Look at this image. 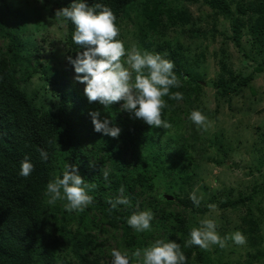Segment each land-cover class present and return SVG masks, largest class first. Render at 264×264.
Returning a JSON list of instances; mask_svg holds the SVG:
<instances>
[{"label": "trees", "instance_id": "1", "mask_svg": "<svg viewBox=\"0 0 264 264\" xmlns=\"http://www.w3.org/2000/svg\"><path fill=\"white\" fill-rule=\"evenodd\" d=\"M196 2L212 11V30L201 29L210 15L203 18L189 10L188 5ZM58 3L61 9L72 0ZM87 3L105 4L113 10L120 28L118 39H126L125 30L132 36L133 42L125 44L126 48L136 44L174 62L180 87L171 91L182 92L183 100L164 97L167 107L162 118L170 125L167 129L152 127L135 118L123 109V101L114 102L107 109L98 101L89 102L85 84L76 79L70 62V58L75 59L83 51L72 41L75 26L70 21L65 24V67L53 79L39 70L42 64L36 41L26 42L7 31L1 15L0 40H4V45L0 47V264H109L112 247L99 243V234L107 232L101 230L103 224L112 228L110 236L116 240V248L131 251L167 238L181 245L187 264H230L224 248L215 245L212 251L203 250L196 245L184 247V242L191 228L199 227V219L210 211V205L220 210L239 209L254 196L232 201L211 193L198 207L193 205L188 196L193 192L194 182L201 178L192 173L191 146H180L172 157L171 142H177L179 136L180 142L183 138L188 142L195 136L197 126L188 116L204 96L197 61L200 56L204 59L205 53L193 56L191 61L186 40L206 39L208 34L214 38L219 20L229 22L231 34L225 35L214 54L219 73L207 86L215 89L220 103L241 98L248 90L258 93L252 84L264 74V0H87ZM125 23L129 25L127 29L123 28ZM230 44L246 62L255 64L249 73L236 72L231 67ZM34 59L36 67L32 65ZM38 73L46 74L39 76L44 83L40 90H33ZM94 111L101 113V119L107 116L112 125L118 126L120 135L113 138L96 132L89 115ZM189 130L192 133L186 135ZM41 150L47 153L46 160L41 158ZM25 156L34 164L28 177L19 175ZM67 163L78 165L85 182L96 185L89 192L93 202L83 211H66L63 206L66 201L47 202L48 181L62 175ZM104 172L109 173L107 179ZM121 186L130 197L131 207L120 205L117 210H110L108 200L118 195ZM161 188H166L167 193L158 194ZM202 189L208 194L205 186ZM176 204L182 208L180 211L169 210ZM144 209L154 213L152 229L138 234L127 224V218L133 211ZM189 214L198 221L190 219ZM240 218L236 227L255 251L249 253L252 261L246 264L263 263L261 219L250 208Z\"/></svg>", "mask_w": 264, "mask_h": 264}, {"label": "rangeland", "instance_id": "2", "mask_svg": "<svg viewBox=\"0 0 264 264\" xmlns=\"http://www.w3.org/2000/svg\"><path fill=\"white\" fill-rule=\"evenodd\" d=\"M189 10L195 15L205 18L210 17L201 24V29L212 30V11L202 3L196 2L188 5ZM60 9L58 0H0V16L6 20V29L18 35L24 41H36L40 48V62L42 67L39 70L45 71L53 79L58 78L60 71L65 67L66 50L64 39L66 36V25L59 28L56 11ZM2 17V18H3ZM1 19V18H0ZM129 25L124 24V29ZM217 34L214 38L208 34L207 38H188L187 48L191 49L189 58L205 53V58L199 57V68L197 71L202 74L203 98L202 102L195 109H203L207 116L209 126L207 129H196L195 136L188 142L184 138L180 142H171L170 151L172 157L179 151L180 146L188 144L194 155V163L191 169L200 181L194 182L193 192L201 197V202L209 197L211 193L223 196L226 199L235 201L241 197L254 196L252 201H247L245 207L239 209L228 208L220 210L218 207H210V211L201 219L209 218L217 222V231L223 237L237 231L236 225L240 224V216L245 215L250 208L257 217L261 219L260 234H264V74L257 77L252 87L258 89L255 95L250 90L245 91L241 98L234 97L228 103H220L216 91L206 83L216 80L219 73L218 58L215 52L224 42L225 35H230L228 21L223 19L217 23ZM224 32V34H219ZM125 44L132 43V36L125 30ZM4 40H0V47ZM28 47H31L28 45ZM231 54L230 65L234 71L242 70L249 73L255 64L246 62L237 48L230 44ZM202 55V54H201ZM35 58V57H34ZM197 60V59H195ZM34 59L32 65L36 67ZM43 75L46 76L45 73ZM41 73L34 78L32 89L40 90L43 85ZM205 83V85L203 84ZM191 129V128H190ZM193 131V129H191ZM188 131L186 135L192 133ZM167 133V131H166ZM185 135V136H186ZM183 136V137H185ZM163 140L167 136H162ZM219 147L220 150H219ZM220 151L227 153L224 156ZM205 186L207 193L202 189ZM254 191L257 193L254 195ZM192 192V193H193ZM159 193H167L166 188H161ZM171 194V193H168ZM188 200L193 202L188 196ZM200 202V203H201ZM194 205V203H193ZM182 208L177 204L169 210L180 211ZM189 218L193 219L192 214ZM195 222L198 218L193 219ZM101 230L106 233L99 234V243H105L106 247L116 248V240H113V230L109 225H102ZM111 235V236H110ZM116 235V234H115ZM120 236V235H116ZM264 245V243H263ZM212 245L209 249H216ZM261 245L257 248H259ZM251 246L236 245L230 239L224 247V254L230 264H246L251 260L249 253H253ZM255 252V251H254ZM253 264H264V262H253Z\"/></svg>", "mask_w": 264, "mask_h": 264}, {"label": "clouds", "instance_id": "3", "mask_svg": "<svg viewBox=\"0 0 264 264\" xmlns=\"http://www.w3.org/2000/svg\"><path fill=\"white\" fill-rule=\"evenodd\" d=\"M55 18L59 28L69 21L75 26L72 41L83 51L75 59L70 58V62L77 74L76 79L85 84L84 93L89 102L98 101L107 109L114 102L123 101V109L147 125L166 129L170 127L167 120L162 118V111L167 107L164 97L183 100L182 92L171 91L180 87L173 61L167 59L166 55L141 49L136 44L126 48L125 42L118 39L120 28L117 16L108 5L89 6L87 0H72L68 7L56 11ZM89 115L96 132L113 138L120 135L121 129L112 125L107 116L101 119L99 111L90 112ZM188 119L198 128L206 130L209 126L203 109H193ZM41 158L47 159V153L43 150ZM33 169L30 157L25 156L20 164L19 175L28 177ZM108 175V172H104L105 179ZM95 187V184L85 182L78 165L67 163L62 175L48 181L45 195L49 204L66 201L63 205L66 211H83L92 204L93 197L89 192ZM190 199L197 207L200 205L201 197L195 192L191 193ZM108 204L110 210H117L120 205L131 207L130 197L125 195L123 186L118 189L114 199L109 198ZM153 219L151 209L133 211L127 218V224L139 234L152 229ZM198 223L199 227L191 228L184 247L196 245L208 250L212 245L226 247L229 239L236 245L247 242L240 230L222 237L214 219L204 218ZM110 255L109 264H187L188 259L181 245L167 238L156 239L143 248L131 251L127 248H112Z\"/></svg>", "mask_w": 264, "mask_h": 264}, {"label": "water", "instance_id": "4", "mask_svg": "<svg viewBox=\"0 0 264 264\" xmlns=\"http://www.w3.org/2000/svg\"><path fill=\"white\" fill-rule=\"evenodd\" d=\"M205 85V83H203Z\"/></svg>", "mask_w": 264, "mask_h": 264}]
</instances>
